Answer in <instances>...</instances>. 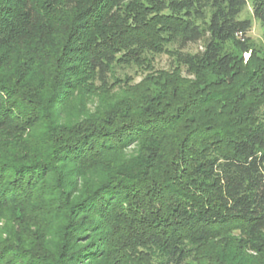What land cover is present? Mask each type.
<instances>
[{
    "label": "trees",
    "instance_id": "16d2710c",
    "mask_svg": "<svg viewBox=\"0 0 264 264\" xmlns=\"http://www.w3.org/2000/svg\"><path fill=\"white\" fill-rule=\"evenodd\" d=\"M248 7L264 35V0H0V264H264Z\"/></svg>",
    "mask_w": 264,
    "mask_h": 264
},
{
    "label": "rangeland",
    "instance_id": "374dc122",
    "mask_svg": "<svg viewBox=\"0 0 264 264\" xmlns=\"http://www.w3.org/2000/svg\"><path fill=\"white\" fill-rule=\"evenodd\" d=\"M242 17L251 19L252 27H251L250 32L248 33V37L250 38L253 45L256 48H258L259 51H261L259 54L264 58L263 26H260L259 22L252 19L251 9L249 7L245 10ZM191 50L194 51V47L191 48ZM249 55L250 54L248 53V54H245L243 56L244 62H246L248 60ZM153 68H154V70H157V71L169 70L170 66H169L167 56L161 55L159 57H156L153 61ZM149 72L150 71H147L145 65H143V66L132 65V66H123V67L115 68L114 69V75L122 78V81L120 82V84L122 86L120 88L115 87V89H113L109 94L113 95L116 98H119V97L121 98V96L124 95L126 92L125 88H127L129 86L132 87V86L139 84L140 81ZM212 79H214V78H212ZM100 94H101L100 97L94 96V97H84V98L80 99L79 104L76 103L77 105L75 104L74 108L69 109V111H66L67 116L70 115V117H71L74 114H75L74 117H77V115L79 116L81 113L75 112V109H77V107H79L78 105H80L81 107L84 108L83 112L84 111H87L88 113L93 112L94 108L96 107V105L98 103H100L101 99L105 98V96H104L105 93L100 92ZM77 111H79V110L77 109ZM37 139H38V136H36L33 140L35 141ZM9 223H10V221H9ZM0 228H1L0 230L2 232V234L0 236L2 238H4L7 234V232L10 231L11 223L8 224V220H6V219H0Z\"/></svg>",
    "mask_w": 264,
    "mask_h": 264
}]
</instances>
